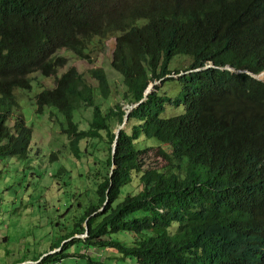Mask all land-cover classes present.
<instances>
[{
    "label": "trees",
    "instance_id": "16d2710c",
    "mask_svg": "<svg viewBox=\"0 0 264 264\" xmlns=\"http://www.w3.org/2000/svg\"><path fill=\"white\" fill-rule=\"evenodd\" d=\"M111 38L110 67L122 78L123 103L138 104L155 82L179 85L173 98L153 86L129 112L113 155L124 104L103 110L96 92L101 100L110 95L105 72L91 69L93 89L74 67L59 76L67 62L56 55L65 50L90 61L91 43ZM177 56L190 58L189 65L170 69ZM34 72L54 77L52 89L35 95V113L60 116L69 154L95 168L98 156H85L88 142L108 146L104 177L91 196L84 191L80 219L50 246L64 242L42 264L85 257L80 242L94 251L113 249L135 264H264V78H254L264 72V0H0L1 162L15 158L38 166L46 152L39 148L31 156L33 129L22 116L9 125L19 107L14 91L30 92ZM180 106L182 113L166 115ZM83 108L91 109L85 130L75 120ZM141 138L162 145L168 166L185 165L170 174L147 170L141 190L125 193L149 149L136 148ZM57 161L51 153L50 172L38 170L62 176ZM121 233L139 239L128 245L113 237Z\"/></svg>",
    "mask_w": 264,
    "mask_h": 264
},
{
    "label": "rangeland",
    "instance_id": "374dc122",
    "mask_svg": "<svg viewBox=\"0 0 264 264\" xmlns=\"http://www.w3.org/2000/svg\"><path fill=\"white\" fill-rule=\"evenodd\" d=\"M112 43L113 38L102 44L96 40L94 43L92 42L87 49L90 61L79 59L65 50L56 54L64 57L67 62L64 68L58 70L59 76L69 67H74L93 89L96 88V80L90 73L91 69L98 68L105 72L110 95L107 99L101 100L96 92L97 102L103 110L110 109L116 103L124 104L123 108L129 106V104L123 103L125 89L122 78L110 67L114 46ZM189 60L188 57L177 56L172 59L169 68L178 67L180 69L182 67L184 69L189 65ZM206 68H210V66ZM171 76L173 79H177L174 74ZM28 78L32 84L30 92L14 91L19 107L14 109L9 125L13 126L12 118L22 116L27 126L33 129L31 156L35 157L39 148L46 151L43 156L38 158V166L49 169V173L51 168L47 160L52 153L59 159L55 165L58 166L60 163L63 165V172L62 176L52 179L49 178L52 177V174L44 175L42 171L38 170L36 164L32 166L28 161H20L15 158L0 161V264H37L39 262L42 264L44 257L59 251L64 242L60 244L59 249L52 250L50 246L57 239L71 232V225L74 221L77 222L83 213L78 204L84 202L85 198H82L84 191L87 190L88 196H91L89 192L102 180L106 171L105 160L108 157V146L105 140L95 139L88 142L89 152L85 156L91 158L90 153H95L94 155L98 156L95 168H92L90 160L88 162L77 161L62 144L66 140L60 129L62 122L60 116L57 118L55 113L50 110L42 115L35 113V95L41 90L52 89L55 83L54 77L45 78L39 72H34ZM151 85H157L161 94H166L171 98L176 96V92L179 91V85L176 82H167V84L155 82ZM182 111V106L174 107L168 109L166 115H176ZM90 119L91 109H80L75 116L81 130L87 129ZM135 146L136 148L148 147L149 149L144 155L139 156L142 162L141 172L133 173L132 182L124 189L125 193H136L141 190L143 185L139 179L147 170L159 169L166 174L183 171L185 163L182 161L174 162L172 167L167 165V160L159 154L162 145L155 139L141 138ZM38 176L43 177L40 182H38ZM85 225L84 222L83 226ZM84 237L85 234L74 235L72 238L83 239ZM113 237L128 245L139 239L135 235L127 236L125 233ZM141 238H146V236ZM78 249L85 257H70L58 264H88L86 257L103 264H135L134 259H120L121 256L113 249L94 251L92 248H87L83 242L79 243ZM70 250H72V246L68 248V251ZM37 254L42 256L35 262L32 257Z\"/></svg>",
    "mask_w": 264,
    "mask_h": 264
},
{
    "label": "water",
    "instance_id": "95a60500",
    "mask_svg": "<svg viewBox=\"0 0 264 264\" xmlns=\"http://www.w3.org/2000/svg\"><path fill=\"white\" fill-rule=\"evenodd\" d=\"M226 69H229V68H226ZM196 71H199V69H197V70H194V71H191V72H196ZM191 72H189V73H191ZM254 78H256V79H258V80H261V79H263L264 78V72L262 73V74H260L259 76H255ZM153 89V85H150L147 89H146V91H145V96H147L149 93H150V91ZM145 100V97L142 99V101L141 102H143ZM140 102V103H141ZM139 105V103L138 104H135V105H129L128 107H127V110H125V117H124V119H123V123H122V125L120 126V127H118L116 130H115V134L116 135H118L119 134V132L124 128V126H125V124H126V122H127V117H128V114H129V112H131L133 109H135L137 106ZM114 146H115V144H113L112 145V150H111V154L113 155V151H114ZM111 169H113V166H111Z\"/></svg>",
    "mask_w": 264,
    "mask_h": 264
},
{
    "label": "clouds",
    "instance_id": "9594fccd",
    "mask_svg": "<svg viewBox=\"0 0 264 264\" xmlns=\"http://www.w3.org/2000/svg\"><path fill=\"white\" fill-rule=\"evenodd\" d=\"M261 74H262V73H261ZM149 86H150V85H149ZM151 91H152V90H151ZM151 91H150V92H151ZM144 97H146V96H144ZM144 97H143V98H144ZM141 101H142V100H141ZM141 101H140V102H141ZM140 102H139V103H140ZM134 105H135V104H134ZM124 110H127V107H126V108H124ZM122 123H123V122H122ZM126 124H127V122H126ZM126 124H125V126H124V128H123L122 130H124V129H125V127H126ZM121 125H122V124H121ZM121 125H119L118 127H120ZM118 127H117V128H118ZM117 128H116V129H117ZM116 129H115V130H116ZM114 133H115V131H114Z\"/></svg>",
    "mask_w": 264,
    "mask_h": 264
},
{
    "label": "bare ground",
    "instance_id": "6f19581e",
    "mask_svg": "<svg viewBox=\"0 0 264 264\" xmlns=\"http://www.w3.org/2000/svg\"><path fill=\"white\" fill-rule=\"evenodd\" d=\"M117 136H118V135L115 134V139H114L113 144H115V141H116V139H117ZM113 144H112V145H113Z\"/></svg>",
    "mask_w": 264,
    "mask_h": 264
}]
</instances>
